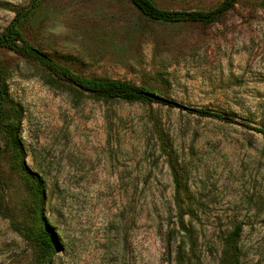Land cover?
Returning a JSON list of instances; mask_svg holds the SVG:
<instances>
[{
    "label": "rangeland",
    "instance_id": "374dc122",
    "mask_svg": "<svg viewBox=\"0 0 264 264\" xmlns=\"http://www.w3.org/2000/svg\"><path fill=\"white\" fill-rule=\"evenodd\" d=\"M209 9L221 0H154ZM30 0H0V33ZM20 29L86 77L121 79L179 102L103 101L54 87L36 59L0 54L21 105L24 163L44 183L59 241L47 264H219L242 226L241 264H264V0L219 21L167 23L130 0H42ZM210 109L232 120L202 116ZM193 241L179 230L176 186ZM0 137V264H40L39 206Z\"/></svg>",
    "mask_w": 264,
    "mask_h": 264
},
{
    "label": "trees",
    "instance_id": "16d2710c",
    "mask_svg": "<svg viewBox=\"0 0 264 264\" xmlns=\"http://www.w3.org/2000/svg\"><path fill=\"white\" fill-rule=\"evenodd\" d=\"M42 0H30L29 4L20 8L11 22L0 33V50L7 48L15 53L30 59L38 60L46 70L48 84L58 87L61 82L68 83L72 87V94L76 100L82 95L89 98L109 103L112 101H124L134 103L138 101L153 102L154 99L144 95L143 91H149L136 83L121 80L97 77H86L76 74L69 67L57 62L48 54L35 47L23 34L20 25L39 6ZM132 4L145 16L160 22L181 23L200 22L205 25L219 21L229 10L233 9L239 0H221L216 6L209 9H168L159 6L154 0H130ZM202 116L220 120H232L226 115L211 111L210 109H195ZM23 110L20 104L11 98L7 74L4 69L0 54V137L3 149L15 158L14 165L25 172L28 183L35 194L36 203L39 206V217L42 224L39 228L31 230L30 239L37 243L38 261L47 264L60 247L53 227L46 222L43 216L42 205L45 191L43 180L30 171L24 163V146L21 139V120ZM255 130L264 134V128L255 127ZM166 150L168 163L176 186L175 201L179 208V230L184 231L183 237H189L193 241V231L187 226L185 214L181 205L182 176L173 155ZM242 226L237 225L232 233L226 236L222 243L219 264H241L242 251L240 238Z\"/></svg>",
    "mask_w": 264,
    "mask_h": 264
},
{
    "label": "water",
    "instance_id": "95a60500",
    "mask_svg": "<svg viewBox=\"0 0 264 264\" xmlns=\"http://www.w3.org/2000/svg\"><path fill=\"white\" fill-rule=\"evenodd\" d=\"M143 93L147 97H150V98L154 99L157 102H162V103H165V104H171V105H174V106H181V107L187 108V106L181 105L179 102L174 101V100L169 99V98H166L164 96H161V95H159V94H157L155 92L143 91Z\"/></svg>",
    "mask_w": 264,
    "mask_h": 264
}]
</instances>
